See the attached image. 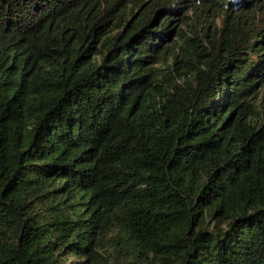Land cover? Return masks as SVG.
<instances>
[{"label":"trees","instance_id":"1","mask_svg":"<svg viewBox=\"0 0 264 264\" xmlns=\"http://www.w3.org/2000/svg\"><path fill=\"white\" fill-rule=\"evenodd\" d=\"M263 88L264 0H0V264H264Z\"/></svg>","mask_w":264,"mask_h":264},{"label":"rangeland","instance_id":"2","mask_svg":"<svg viewBox=\"0 0 264 264\" xmlns=\"http://www.w3.org/2000/svg\"><path fill=\"white\" fill-rule=\"evenodd\" d=\"M204 15L205 12H202ZM174 37V36H173ZM261 96L264 98V88L261 91ZM101 257L98 258L96 262L89 261L88 264H147L145 261H137L132 257V254L126 249L106 246L100 250ZM75 256H70L69 260H76ZM83 261V260H80ZM84 264V262L79 263Z\"/></svg>","mask_w":264,"mask_h":264}]
</instances>
